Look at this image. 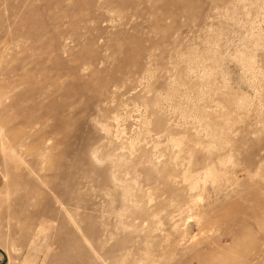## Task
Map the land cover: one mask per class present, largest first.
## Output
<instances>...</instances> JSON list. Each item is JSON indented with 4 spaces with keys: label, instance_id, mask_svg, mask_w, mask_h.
<instances>
[{
    "label": "rangeland",
    "instance_id": "obj_1",
    "mask_svg": "<svg viewBox=\"0 0 264 264\" xmlns=\"http://www.w3.org/2000/svg\"><path fill=\"white\" fill-rule=\"evenodd\" d=\"M0 264H264V0H0Z\"/></svg>",
    "mask_w": 264,
    "mask_h": 264
}]
</instances>
